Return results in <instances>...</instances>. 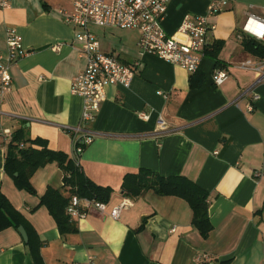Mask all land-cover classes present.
<instances>
[{"label":"crops","instance_id":"0c3cea01","mask_svg":"<svg viewBox=\"0 0 264 264\" xmlns=\"http://www.w3.org/2000/svg\"><path fill=\"white\" fill-rule=\"evenodd\" d=\"M225 1L210 18L214 29L207 45L223 41L218 52L223 66L215 67L204 55L198 68L204 79L195 89L186 70L140 51L137 30L89 26L100 51L127 64L140 60L142 67L129 87L105 88L98 113L84 126L94 138L77 163L93 183L112 192L104 213L87 210L83 218L72 219L77 231L66 234L39 205L47 187L67 195L63 171L47 163L30 178L36 194L17 189L4 170L11 139L2 130H22L26 139L40 138L49 149L73 158L72 134L65 128L79 124L82 99L71 94L70 85L85 60L77 52L78 28L60 12L71 9L70 0H10L0 10V54L8 28L16 29L24 48L10 67L11 89L0 100V192L36 232L44 264H195L201 254L214 264L227 258L231 264H264V81L251 89L258 74L241 67L247 59L262 58L247 53L236 37L248 15L264 18V0ZM210 2L170 0L164 31L176 35L185 15L205 14ZM215 69L228 74L220 85L212 80ZM253 92L259 98L248 111ZM159 118L165 132L159 130ZM29 145L40 148L19 143ZM140 168L163 177L184 176L208 193L212 230L207 238L191 224L192 212L183 199L152 190L134 198L123 195L124 176ZM124 198L132 205L116 219L109 216ZM143 218V228L136 231ZM0 264H33L12 227L0 231Z\"/></svg>","mask_w":264,"mask_h":264},{"label":"built area","instance_id":"2783aa9c","mask_svg":"<svg viewBox=\"0 0 264 264\" xmlns=\"http://www.w3.org/2000/svg\"><path fill=\"white\" fill-rule=\"evenodd\" d=\"M169 2L170 0H70L71 9L60 10L65 22L78 28L76 39L80 47L77 52L85 60L84 69L75 76L70 85L71 94L82 99L79 124L65 128L72 134V157L76 162L85 146L93 141L94 133L84 126L92 122L98 113L105 100V88L108 85L129 87L138 69L142 67L140 60L127 64L121 62L114 54L100 51L98 39L89 30L90 25L137 30V46L141 52L153 54L183 68L189 74L198 70L205 55L204 49L208 45L209 35L214 29L210 18L222 11L226 1L211 0L203 15H185L176 35L167 34L162 27ZM9 3L10 0H0V10L8 8ZM243 35L264 42V18L248 15L236 37L241 39ZM5 41L6 50L0 54V100L11 89L10 67L24 54L22 38L15 28L7 29ZM241 67L252 69L258 74L251 89L256 83L264 81V59H247L242 62ZM227 76L225 70L215 69L212 74L213 83L220 85ZM258 98V94L253 92L251 103L247 105L248 111L252 109V102ZM141 116L147 118L143 113ZM159 126L161 132L166 131L161 118ZM2 134L10 139L12 137V132L8 129L2 130ZM131 205L129 199H122L110 209L109 216L116 219L123 209ZM89 209L104 213L106 203L71 195L65 212L71 219H79L83 218ZM170 231H175V227ZM208 260L206 254L197 255L195 264Z\"/></svg>","mask_w":264,"mask_h":264},{"label":"trees","instance_id":"16d2710c","mask_svg":"<svg viewBox=\"0 0 264 264\" xmlns=\"http://www.w3.org/2000/svg\"><path fill=\"white\" fill-rule=\"evenodd\" d=\"M243 49L258 58L264 59V44L252 37L243 35L240 40ZM223 41L216 40L204 49L205 55L214 60L215 67L220 68L223 64L218 59V52ZM204 76L198 72L192 73L189 77V87L195 89L201 86ZM20 142L39 145L40 148L32 146L19 147ZM55 162L63 171L61 190L47 187L39 197V205H43L56 222L60 234L75 233L76 226L72 219L66 214L65 208L71 195L81 198L94 199L108 202L112 190L107 187L98 186L85 176L80 165L62 151L51 150L44 140L36 138L26 139L22 130L12 133L11 140L7 146V153L4 161V170L11 177L15 187L25 190L30 194H36L30 178L33 172L47 163ZM147 190H152L159 196H175L183 199L192 212L191 224L197 229L202 238H207L212 230L208 216V193L195 182L180 175L163 177L155 174L149 169L140 168L138 173L125 175L121 185V191L125 197L134 198ZM144 218L136 229L140 231L144 226ZM22 226L27 234V242L32 263L44 264L40 248L42 246L36 232L29 222L18 212L0 192V231L12 227L15 230ZM211 262H201L205 264ZM213 263V262H212ZM214 264V263H213ZM215 264H231V259H222Z\"/></svg>","mask_w":264,"mask_h":264},{"label":"water","instance_id":"95a60500","mask_svg":"<svg viewBox=\"0 0 264 264\" xmlns=\"http://www.w3.org/2000/svg\"><path fill=\"white\" fill-rule=\"evenodd\" d=\"M17 231L19 232V234L21 235L22 239L24 242H27V234L24 230V228L22 226H19L17 228ZM205 264H213L212 262H208V263H205Z\"/></svg>","mask_w":264,"mask_h":264}]
</instances>
